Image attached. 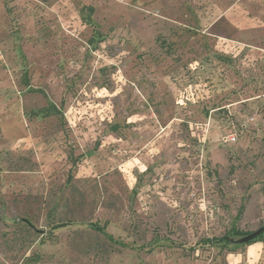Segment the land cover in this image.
<instances>
[{"label":"rangeland","instance_id":"obj_1","mask_svg":"<svg viewBox=\"0 0 264 264\" xmlns=\"http://www.w3.org/2000/svg\"><path fill=\"white\" fill-rule=\"evenodd\" d=\"M259 10L3 0L0 264H188L245 246L233 231L264 226V60L238 41L256 43Z\"/></svg>","mask_w":264,"mask_h":264},{"label":"crops","instance_id":"obj_2","mask_svg":"<svg viewBox=\"0 0 264 264\" xmlns=\"http://www.w3.org/2000/svg\"><path fill=\"white\" fill-rule=\"evenodd\" d=\"M3 0H0V3ZM252 13L253 18H258L260 20L261 25H264V13L260 12ZM244 12H241L239 17L244 18ZM250 16V15H249ZM238 17V16H236ZM237 19V31L240 33L241 31V23H239L240 18ZM243 20V19H242ZM256 35V43L250 44L249 41L243 39L238 41L239 46L244 45L249 50V53L253 52L254 55L260 56L261 60H264V30L260 29L255 32ZM251 46V47H249ZM241 47V46H240ZM243 49V48H242ZM254 244H246L245 246H233L230 248L231 251H227L224 254H218L217 256H199L196 254V257H190L187 262L188 264H264V240L255 241ZM219 259L221 262H219Z\"/></svg>","mask_w":264,"mask_h":264},{"label":"trees","instance_id":"obj_3","mask_svg":"<svg viewBox=\"0 0 264 264\" xmlns=\"http://www.w3.org/2000/svg\"><path fill=\"white\" fill-rule=\"evenodd\" d=\"M52 111H56V112H61L62 111V109H60V108H58L57 106H53L52 108H50ZM51 110H47L46 112H45V114L47 113V114H51ZM71 161H72V168H71V171H70V175H69V177H68V180H71L72 179V176H73V169L75 168V167H77L76 165H77V163H78V157L77 156H74V154L72 155L71 154ZM106 226L107 225H105V226H101V227H99V226H97L96 227V229L97 230H99L100 232H103L105 235H107L108 237H110L111 238V236H109L108 234H106V231H105V229H106ZM247 233H250L249 231H246V232H244V231H242V230H239V229H236V230H234L233 231V234L234 235H237L238 237H243V236H245ZM208 241V243L209 242H211L212 240H216V241H218V242H223V241H228L229 240V238H228V235L227 236H224V237H222V238H219V237H217L216 239H207ZM261 240H264V231L263 232H261V235H259L257 238H255V239H253V240H250V241H248L247 243H253V242H255V241H261ZM247 243H243V244H247Z\"/></svg>","mask_w":264,"mask_h":264},{"label":"water","instance_id":"obj_4","mask_svg":"<svg viewBox=\"0 0 264 264\" xmlns=\"http://www.w3.org/2000/svg\"><path fill=\"white\" fill-rule=\"evenodd\" d=\"M263 231H264V226H262L261 228H259L257 230H254L250 233H247L245 236L240 237L236 241L239 243H247L248 241L257 238L259 235H261V232H263Z\"/></svg>","mask_w":264,"mask_h":264},{"label":"built area","instance_id":"obj_5","mask_svg":"<svg viewBox=\"0 0 264 264\" xmlns=\"http://www.w3.org/2000/svg\"><path fill=\"white\" fill-rule=\"evenodd\" d=\"M227 140L229 141H236L237 140V136L235 134L229 135V137L227 138Z\"/></svg>","mask_w":264,"mask_h":264}]
</instances>
